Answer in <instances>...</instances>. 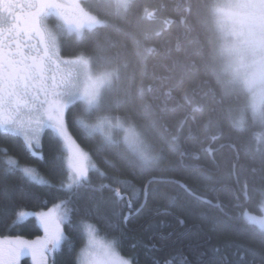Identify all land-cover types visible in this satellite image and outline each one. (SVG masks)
<instances>
[{"label": "trees", "instance_id": "obj_1", "mask_svg": "<svg viewBox=\"0 0 264 264\" xmlns=\"http://www.w3.org/2000/svg\"><path fill=\"white\" fill-rule=\"evenodd\" d=\"M212 1L131 0L123 10L102 0L82 3L103 24L81 37L59 33L60 55L115 71L97 113L80 102L65 113L68 131L95 170L88 185L65 190V153L53 133L42 136L43 162L21 139L0 133V237L39 236L34 219L16 223L17 211L71 200L69 239L54 264H77L82 223L94 225L132 264H264V232L242 217L246 209L259 213L264 130L257 142L254 125L241 130L234 123L242 96L223 84L213 65ZM104 116L123 119L145 138L151 166L83 125ZM5 150L53 187L33 185L8 168ZM21 264H30L28 258Z\"/></svg>", "mask_w": 264, "mask_h": 264}, {"label": "snow or ice", "instance_id": "obj_2", "mask_svg": "<svg viewBox=\"0 0 264 264\" xmlns=\"http://www.w3.org/2000/svg\"><path fill=\"white\" fill-rule=\"evenodd\" d=\"M47 7L43 0H0V133L22 139L29 155L41 162L42 136L46 131L53 133L68 153L69 175L61 187L74 191L88 185V172L66 135L63 118L69 101L61 91L55 52L43 35ZM4 155L8 168L22 178L36 186L53 187L35 166L21 165L7 150ZM73 211L71 200L46 210L17 211V222L32 218L41 234L31 240L0 237V264H21L26 256L32 264H54L55 255L69 239L65 227L72 224ZM84 231L89 246L95 248L99 244L95 226L86 224ZM103 251L111 258L107 264H131L111 245L103 246ZM89 254L88 249L81 253L84 258Z\"/></svg>", "mask_w": 264, "mask_h": 264}, {"label": "rangeland", "instance_id": "obj_3", "mask_svg": "<svg viewBox=\"0 0 264 264\" xmlns=\"http://www.w3.org/2000/svg\"><path fill=\"white\" fill-rule=\"evenodd\" d=\"M91 1L93 0H53L56 5L51 7V11L62 24L54 20L49 28H44L43 35L45 42L55 52V59L60 69L61 91L69 101L67 108L80 102L87 112L97 113L103 105L104 97L109 93L115 71L95 68L93 70L87 58H63L58 45V36L61 32L81 37L84 31L103 24L82 7V3H85V6L89 4L96 6L101 0H94V3ZM102 1L111 2L117 10L125 9L131 2V0ZM208 14L213 36L214 68L223 84L237 90L242 96L240 107L233 111L234 123L241 130L245 126L247 128L254 125L259 130L255 133V140L258 142L264 130V0H213ZM91 122L83 123L89 133L99 134L109 144H122L144 165L151 166L154 162L145 138L123 119L104 116ZM66 135L73 151L83 161L88 174L91 170H95L89 155L74 140L67 126ZM61 144L69 175L68 153L62 142ZM258 196L259 213L244 212L243 218L248 224L264 232V191ZM16 223L19 222L16 220ZM86 224L88 223L81 224L84 244L78 252L77 264H82V260H86V264H107L111 259L103 251V246L107 245H111L122 258L129 259L120 254L112 241L99 235L97 230L96 239L99 244L91 248L84 231ZM85 249L90 252L86 258L81 255ZM28 261L32 264L30 258Z\"/></svg>", "mask_w": 264, "mask_h": 264}, {"label": "flooded vegetation", "instance_id": "obj_4", "mask_svg": "<svg viewBox=\"0 0 264 264\" xmlns=\"http://www.w3.org/2000/svg\"><path fill=\"white\" fill-rule=\"evenodd\" d=\"M43 3H45L48 6L47 7V15L43 17V29L49 28L50 24H52V22L54 20L58 21L62 24L61 20L58 17H56L51 11V7L56 5V3H54L53 0H43ZM63 58H65V57H63ZM244 212H248L247 209L244 210ZM244 212L242 213V217H243ZM250 214H253V213H250Z\"/></svg>", "mask_w": 264, "mask_h": 264}, {"label": "water", "instance_id": "obj_5", "mask_svg": "<svg viewBox=\"0 0 264 264\" xmlns=\"http://www.w3.org/2000/svg\"><path fill=\"white\" fill-rule=\"evenodd\" d=\"M182 188H184L181 184H179ZM145 197H146V189L144 190V200H145ZM130 218V215H129V213H126V216H125V218H124V221H123V224H124V226H125V224H126V222H127V220Z\"/></svg>", "mask_w": 264, "mask_h": 264}]
</instances>
